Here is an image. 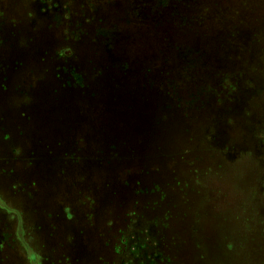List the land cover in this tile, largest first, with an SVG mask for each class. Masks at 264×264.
Returning <instances> with one entry per match:
<instances>
[{"label": "rangeland", "instance_id": "rangeland-1", "mask_svg": "<svg viewBox=\"0 0 264 264\" xmlns=\"http://www.w3.org/2000/svg\"><path fill=\"white\" fill-rule=\"evenodd\" d=\"M0 264H264V0H0Z\"/></svg>", "mask_w": 264, "mask_h": 264}]
</instances>
